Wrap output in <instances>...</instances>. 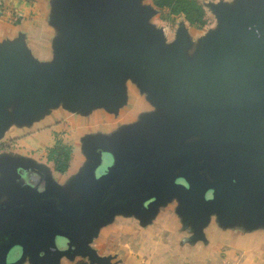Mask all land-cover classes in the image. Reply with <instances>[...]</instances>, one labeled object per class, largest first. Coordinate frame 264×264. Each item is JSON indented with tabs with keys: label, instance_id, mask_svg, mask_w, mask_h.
Returning <instances> with one entry per match:
<instances>
[{
	"label": "water",
	"instance_id": "1",
	"mask_svg": "<svg viewBox=\"0 0 264 264\" xmlns=\"http://www.w3.org/2000/svg\"><path fill=\"white\" fill-rule=\"evenodd\" d=\"M234 4L218 6L220 21L192 59L185 56L184 32L179 29L165 44L160 30L146 22L150 7L139 0H52L48 20L60 35L53 40L50 63L32 59L19 35L0 44V131L10 101L21 115H31L58 97L72 107L101 104L115 111L125 97L127 78L145 89L155 105L117 133L85 140L89 159L78 196L70 200L32 162L4 157L0 195L2 190L7 195L0 205L8 202L9 193L28 202L21 208L0 207V238L7 236L0 250L13 240L22 244L20 257L10 264H20L26 255L34 264H58L61 255L75 254L90 263L114 264L89 245L113 215L108 214L132 206L128 212L141 218L154 202L172 197L183 223L191 218L196 230L210 207L225 217H241L245 227L264 225V200L251 204L246 213L237 211L247 191L264 189V136L256 137L264 134V126L219 123L222 109L244 87H252L244 106L264 115V0ZM103 158L105 171L96 175L94 167ZM132 191L145 195L124 200ZM47 198L66 214L76 201L77 213L68 219L53 207L33 203ZM35 213L47 218H28ZM18 216L26 217L24 225L5 223ZM54 234L62 235L67 246L40 254L30 251L39 235ZM4 255L0 251V264H6Z\"/></svg>",
	"mask_w": 264,
	"mask_h": 264
},
{
	"label": "rangeland",
	"instance_id": "2",
	"mask_svg": "<svg viewBox=\"0 0 264 264\" xmlns=\"http://www.w3.org/2000/svg\"><path fill=\"white\" fill-rule=\"evenodd\" d=\"M238 0H195L196 6L200 8V17L193 16L191 21L187 20L182 14L174 13L169 10L168 6H158L152 3V0H139V3L147 5L151 9V13L146 19V22L151 24L154 28L159 29L161 32L162 40L165 44L172 42L179 29L184 32L187 46L185 47V56L187 59H192L194 55L203 48L204 39L214 28L217 27L220 21V14L218 11L219 5H235ZM3 3H0V10ZM51 6V4H50ZM7 20H17L16 14L7 13ZM131 78H127L126 80ZM127 95L121 100L120 105L117 107L118 112L116 115L109 114L110 119L108 121L103 120V123H108L109 127L118 123L129 121L135 117L143 119L145 113L154 111V104L150 103L147 99V93L145 89L137 91L133 84L127 83ZM252 87H244L237 90L232 100L222 109V117L219 120L220 125L222 123L227 124L229 122H242L255 126H264V115L257 116L253 111L244 106L246 95H249ZM145 99V100H144ZM189 106L190 101L186 102ZM150 108V111L148 110ZM178 108V107H176ZM175 108V109H176ZM170 110H174L172 107ZM123 111V112H122ZM152 113V112H151ZM127 117H124V116ZM98 119V117H96ZM138 120V119H137ZM96 121L94 125L99 123ZM89 127L83 131H87ZM80 127L76 125L74 128L62 129L57 131L62 141L69 144L70 147L78 146V136L83 132ZM72 144V145H71ZM11 151H23L19 146H12L11 143L5 144L0 142V166H3L6 162V156L4 154L7 150ZM39 152V151H38ZM36 156L45 157V153H36ZM77 163L80 160L76 161ZM107 162L106 158H103V163L100 166L94 167L95 174H101L105 171L104 163ZM90 190H95L94 187H88ZM95 192V191H94ZM98 192V191H96ZM100 192V191H99ZM127 197H123L124 200L131 199L133 196L138 200L141 196L140 192H130ZM19 195V194H18ZM16 194L9 193L8 202L1 203V210H6L10 207L21 208L28 204L24 200H21ZM133 195V196H132ZM133 198V199H134ZM38 199L33 203L46 207H53L57 212L70 219L75 215L76 201H73L72 209L70 213H65L60 208L54 199ZM132 200V199H131ZM130 200V201H131ZM166 200V199H165ZM264 200V189L259 186H255L253 189L247 191L241 198L240 205L237 207L239 213H246L247 208L255 202ZM137 201V200H136ZM167 201H170L168 199ZM98 200L94 201L96 204ZM136 203V202H135ZM93 204V205H94ZM132 204V203H131ZM129 204V205H131ZM174 203L163 201L154 202V206L151 211H147L140 217L134 215L132 212V206L124 210H118L117 208L113 213L114 218L109 216L105 222L101 225H105L103 228L104 234L95 235L90 239L89 245L100 255H107L110 257V261L114 264H244L249 259L244 251H250L249 240L245 237L244 233L249 229L242 225L243 219L237 216L225 217L222 212L215 208L210 207L205 210V217L201 219L199 230L193 226L192 219L183 223L177 222L175 217L176 213L172 205ZM138 205V204H136ZM174 212V213H173ZM46 214L35 213L28 218L33 220L46 219ZM172 217L173 223L169 224L168 219ZM25 216H18V218H12L5 221L7 224H16L20 226L24 225ZM113 218V220H112ZM175 218V221H174ZM21 220V221H20ZM60 225V224H59ZM100 225V226H101ZM164 225L171 227V230L162 229L163 238L172 239L173 248H180V237H184L182 244L183 248H187L188 251H148L150 250L151 241L149 239L155 238L160 230L159 227ZM63 226L62 224L60 225ZM180 226V229L177 228ZM102 231V232H103ZM196 232V233H195ZM244 235V236H243ZM165 243L170 241L165 240ZM140 247L146 248V251H141ZM196 248L201 250L196 251ZM204 250V251H203ZM212 252V253H211ZM205 256H203V255ZM58 264H96L90 263L86 256L75 254L73 257H62L59 259ZM264 264V263H263Z\"/></svg>",
	"mask_w": 264,
	"mask_h": 264
},
{
	"label": "crops",
	"instance_id": "3",
	"mask_svg": "<svg viewBox=\"0 0 264 264\" xmlns=\"http://www.w3.org/2000/svg\"><path fill=\"white\" fill-rule=\"evenodd\" d=\"M51 1L0 0V3H3L1 6L3 8L0 10V44L6 41L10 42L19 35L32 59L39 64L50 63L54 58L53 40L60 35L58 27L51 24L48 20V15L51 12ZM5 12L16 14L17 20L8 21ZM128 82L133 84L134 88L138 91L139 87L136 83L128 79L123 82L125 95H127ZM118 109L110 111L101 104H94L85 108L72 107L63 98L58 97L31 115H21L16 112L15 101H10L4 107V111L8 116L6 123L0 131V142H5V144L11 143L14 147L19 146L23 151H11V149H8L4 154L6 156H18L23 161L32 162L34 167L41 171L44 176L49 177L52 183L64 189L67 192V200H70L78 196L82 168L89 159L84 147L85 140L95 136H110L117 133L125 125L137 121L138 118L135 117L132 120L121 122L111 127L107 125L108 123H103V120L108 121L110 119L109 114L116 115ZM153 109L155 110V107ZM148 110L150 111V108ZM96 121L100 122L94 125ZM76 125L80 127L81 131L85 130V126L86 128L89 127V129L81 132L78 136V146L76 145L70 148L68 166L64 171L59 172L54 170L51 160L34 154V152H41V154L45 153L46 157V149L53 145L56 140L62 141L57 136V131L74 128ZM77 160H80V162L77 163ZM2 175L3 172L0 169V177ZM2 191L4 192H1L0 200L7 195V191ZM166 202L167 204L170 202L174 203L172 208H174V212L176 213L175 217L177 218V222L179 220L182 223V216L176 211L178 201L172 197L170 201ZM114 216L115 214L112 217L114 218ZM168 223H173L172 217L168 219ZM104 227L105 225L99 226L96 235L104 234ZM168 227L164 225L163 227L157 228L160 232L153 235L155 238L152 237V239H149L151 245L148 251H188L187 248L182 247L185 240L183 236L180 237V248L172 247L173 237L172 239L170 237L163 238L162 229L167 230ZM177 228L180 229V226ZM168 229L171 230V227ZM244 235L249 240V247L251 248L250 251H244L247 257H249L248 260L243 261L245 262L244 264H263L264 225L258 224L249 227ZM6 238L7 236H4L2 239L0 238V242H5ZM165 240L170 241V243H165ZM140 250L146 251L147 249L140 247ZM198 250L201 249L196 248V251ZM62 257L66 256L61 255L59 259ZM20 264L34 263L26 255Z\"/></svg>",
	"mask_w": 264,
	"mask_h": 264
},
{
	"label": "trees",
	"instance_id": "4",
	"mask_svg": "<svg viewBox=\"0 0 264 264\" xmlns=\"http://www.w3.org/2000/svg\"><path fill=\"white\" fill-rule=\"evenodd\" d=\"M158 6H168L174 13L182 14L187 20L191 21L193 16L200 17V8L196 6L195 0H152ZM70 145L56 140L53 145L46 149L47 159L52 161L56 171H64L68 166Z\"/></svg>",
	"mask_w": 264,
	"mask_h": 264
},
{
	"label": "flooded vegetation",
	"instance_id": "5",
	"mask_svg": "<svg viewBox=\"0 0 264 264\" xmlns=\"http://www.w3.org/2000/svg\"><path fill=\"white\" fill-rule=\"evenodd\" d=\"M264 136V134H257L256 137ZM33 181H36L35 175H30ZM37 182V181H36ZM37 184V183H36ZM67 243V242H66ZM69 243V241H68ZM65 244V239H63L62 235L54 234L51 236H42L39 235L37 239H35L32 243V247L30 251H36L37 254H40L42 251H54L56 249H62L67 246ZM70 244V243H69ZM0 251H4V261L6 264H10L16 261L21 254L22 244L19 240H13L9 243L5 249H1ZM24 251H27L26 249ZM29 251V250H28ZM51 256H46V262H50Z\"/></svg>",
	"mask_w": 264,
	"mask_h": 264
}]
</instances>
